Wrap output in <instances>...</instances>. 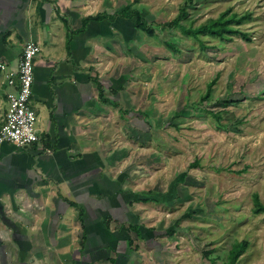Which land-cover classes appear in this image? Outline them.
Instances as JSON below:
<instances>
[{
    "label": "rangeland",
    "instance_id": "1",
    "mask_svg": "<svg viewBox=\"0 0 264 264\" xmlns=\"http://www.w3.org/2000/svg\"><path fill=\"white\" fill-rule=\"evenodd\" d=\"M129 2L158 36L141 32V40L130 42L118 29L112 51L103 44L99 58L105 61L103 77L116 81L118 122L133 135L136 194L152 200L145 203L151 206L145 209L150 216L144 236L157 230L164 245L162 256L159 247L149 256L154 253L158 264H227L232 246L247 241L239 264H264V214L253 212L255 193L264 203V0H198L190 7L184 23L194 27L227 10L250 16L236 25L250 41L201 37L208 50L180 30L158 26L172 21L185 0L94 4L96 11L114 13ZM122 109L134 111L124 120ZM135 110L149 112L156 127L149 128ZM210 112L220 114V121ZM196 160L199 166L190 168Z\"/></svg>",
    "mask_w": 264,
    "mask_h": 264
},
{
    "label": "crops",
    "instance_id": "2",
    "mask_svg": "<svg viewBox=\"0 0 264 264\" xmlns=\"http://www.w3.org/2000/svg\"><path fill=\"white\" fill-rule=\"evenodd\" d=\"M94 1L0 0V129L14 92L7 81L33 41L40 52L31 100L41 137L0 151V264H158L150 253L159 247L163 255L158 235L140 241L131 229L144 225L151 204L135 201L134 140L118 122L116 81L103 77L99 58L103 44L112 51L117 30L90 24L67 48L84 18L107 11H96Z\"/></svg>",
    "mask_w": 264,
    "mask_h": 264
},
{
    "label": "trees",
    "instance_id": "3",
    "mask_svg": "<svg viewBox=\"0 0 264 264\" xmlns=\"http://www.w3.org/2000/svg\"><path fill=\"white\" fill-rule=\"evenodd\" d=\"M198 0H185L184 4L180 7L178 15L172 20L165 22L161 25H158L162 31H173V30H180L184 35L200 42L201 49L208 50L209 47H207L203 42L201 37H211L220 39L222 42H229L232 40L233 36H241L242 39L250 41L251 39L249 36L241 32L240 29L236 27V25H241L244 21H246L250 16H239L238 14H234L231 12V10H227L226 12L222 13L217 19H210L204 24L194 27L193 24L187 25L184 23L189 18L190 15V7H193ZM135 2H129L126 4V6L120 8L119 10H116L114 13H110L108 11H105L103 13L97 14L96 16H90L87 18H84L82 20V27L77 31H71L70 35L68 36V42H67V48L70 53L71 51V42L73 40V37L76 35H79L81 33H85L88 29V26L90 24L96 23L100 24L103 22H108L112 24L113 29H121L122 30V37L130 42L137 41L138 39L141 40V32L146 34L150 38H155L158 35L157 30L154 28V24L150 23L148 21V18L137 8H134ZM138 36V37H137ZM113 38H116V35L113 34ZM167 47L169 49L175 50L176 47L171 42H166ZM94 80L99 83L98 78H94ZM217 79L213 80L208 86V90L206 95L203 97V101L208 100L211 97L213 86L216 84ZM99 98L101 99L102 103L106 104L109 102V99L106 98L105 93L106 89L105 87L99 83ZM113 96L117 97V91H113ZM114 106L118 107V103L116 101L112 102ZM227 102H225L226 104ZM120 107V105H119ZM134 110H126L123 111L120 110L123 118L126 116L125 114H131ZM136 111V110H135ZM138 115L143 117V121L147 126L150 128L151 126L155 128L154 122L149 117V112H137ZM213 117H215L217 120L220 121L221 115L215 114L213 112H210ZM134 114V113H133ZM125 119V118H124ZM199 166L198 160H196L194 163L190 165V168H196ZM136 200L137 202H144L149 203L152 201L150 198H143L140 196V194H136ZM153 199V198H152ZM156 203H159V200L153 199ZM253 212L256 215L264 214V203L260 200L259 194L255 193L253 195ZM0 207H2V203H0ZM140 227L142 226H131V229L136 233V235L139 237H142V239H145L146 242H150L153 240L157 235V230H152V234L150 238L147 239V236H143L145 233V229L141 230ZM134 244L133 240H128V245L132 246ZM249 247V242L247 241H241L235 243L230 252L228 257L227 264H239L240 257L247 251ZM111 264H118L117 260H111Z\"/></svg>",
    "mask_w": 264,
    "mask_h": 264
},
{
    "label": "built area",
    "instance_id": "4",
    "mask_svg": "<svg viewBox=\"0 0 264 264\" xmlns=\"http://www.w3.org/2000/svg\"><path fill=\"white\" fill-rule=\"evenodd\" d=\"M40 52L37 43L30 41L24 46L19 63V73L13 74L7 84L14 88L8 96L9 108L0 129V151L4 144L28 147L40 142L38 115L32 106L33 85L35 80V59ZM5 70V66H1Z\"/></svg>",
    "mask_w": 264,
    "mask_h": 264
}]
</instances>
